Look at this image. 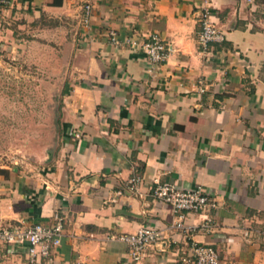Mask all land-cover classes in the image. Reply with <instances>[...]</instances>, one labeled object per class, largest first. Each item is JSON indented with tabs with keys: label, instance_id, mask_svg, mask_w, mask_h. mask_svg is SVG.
Listing matches in <instances>:
<instances>
[{
	"label": "crops",
	"instance_id": "0c3cea01",
	"mask_svg": "<svg viewBox=\"0 0 264 264\" xmlns=\"http://www.w3.org/2000/svg\"><path fill=\"white\" fill-rule=\"evenodd\" d=\"M13 3L68 20L70 74L64 138L50 165L0 168V227L62 216L61 244L43 264H124L120 236L143 225L163 238L138 264H180L192 238L213 245L222 264H264V0ZM206 11L226 41L202 52ZM110 30L121 39L159 33L171 54L150 72L146 54L112 44ZM135 175L138 189L125 188ZM157 181L203 185L218 206L177 228L151 194ZM26 255V244H0V264H26Z\"/></svg>",
	"mask_w": 264,
	"mask_h": 264
},
{
	"label": "rangeland",
	"instance_id": "374dc122",
	"mask_svg": "<svg viewBox=\"0 0 264 264\" xmlns=\"http://www.w3.org/2000/svg\"><path fill=\"white\" fill-rule=\"evenodd\" d=\"M68 20L0 6V168L48 167L64 138Z\"/></svg>",
	"mask_w": 264,
	"mask_h": 264
},
{
	"label": "built area",
	"instance_id": "2783aa9c",
	"mask_svg": "<svg viewBox=\"0 0 264 264\" xmlns=\"http://www.w3.org/2000/svg\"><path fill=\"white\" fill-rule=\"evenodd\" d=\"M13 0H0V6H8ZM93 7L87 3L83 11V21L87 25L91 21ZM210 12H204L200 17L198 42L202 52H207L213 44H222L226 35L211 19ZM109 41L115 45H127L142 50L149 59L151 72L168 60L171 47L159 33L149 35H133L123 39L115 30L109 31ZM204 90V89H202ZM142 181L140 175H135L125 188L137 190ZM151 194L155 200L166 204L172 210L177 228L186 227V220L190 214L205 213L209 209L217 208L216 198L203 185L186 188L175 182L157 181L152 186ZM210 219L201 224L209 228ZM196 228L190 226V233ZM64 231V218L56 214L52 223H34L28 227H0V244H26V264H43L52 256L53 250L61 244ZM120 238L128 245L129 260L124 264H138L146 256L148 248L161 242V229L143 225L135 232L124 234ZM180 264H222L220 252L210 244L194 240L190 241L189 251L184 255Z\"/></svg>",
	"mask_w": 264,
	"mask_h": 264
}]
</instances>
